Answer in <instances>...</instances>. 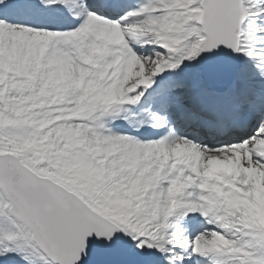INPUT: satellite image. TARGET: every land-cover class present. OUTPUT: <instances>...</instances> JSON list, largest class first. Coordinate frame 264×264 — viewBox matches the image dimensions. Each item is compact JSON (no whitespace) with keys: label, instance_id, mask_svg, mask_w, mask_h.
Masks as SVG:
<instances>
[{"label":"snow or ice","instance_id":"6c2138e0","mask_svg":"<svg viewBox=\"0 0 264 264\" xmlns=\"http://www.w3.org/2000/svg\"><path fill=\"white\" fill-rule=\"evenodd\" d=\"M0 264H264V0H0Z\"/></svg>","mask_w":264,"mask_h":264}]
</instances>
